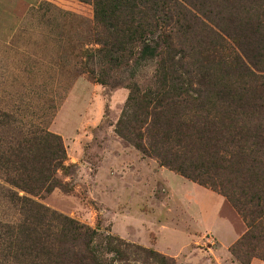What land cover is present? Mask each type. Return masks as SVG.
I'll return each mask as SVG.
<instances>
[{
  "label": "rangeland",
  "instance_id": "obj_1",
  "mask_svg": "<svg viewBox=\"0 0 264 264\" xmlns=\"http://www.w3.org/2000/svg\"><path fill=\"white\" fill-rule=\"evenodd\" d=\"M162 1L138 0L133 11L110 3L96 18L93 2L0 0L1 149L39 130L63 146L56 185L35 199L93 229L92 246L104 264H159L154 253L174 264H215L233 229L238 235L227 247L230 259L264 264V241L242 244L240 253L231 250L247 226L220 191L222 184L235 192L239 187L229 183L227 163L217 160L219 123L209 121L226 109L220 95L242 90L245 82L219 62L229 51L208 29L220 34L212 21L223 24L237 37H225L228 46L252 54L253 2L239 0V28L230 9L236 0H169V24L161 20ZM227 9L231 23L221 20L229 18ZM168 85L174 102L160 117L145 118V110L133 106L141 93ZM154 121L181 132L166 157L206 183L150 154L159 151L149 145L158 139ZM138 137L147 153L134 144ZM228 146L235 162L237 147ZM9 176L0 169V220L10 222L20 216L3 196ZM192 249L200 252L196 262L187 259ZM21 261L10 257L6 264Z\"/></svg>",
  "mask_w": 264,
  "mask_h": 264
},
{
  "label": "trees",
  "instance_id": "obj_2",
  "mask_svg": "<svg viewBox=\"0 0 264 264\" xmlns=\"http://www.w3.org/2000/svg\"><path fill=\"white\" fill-rule=\"evenodd\" d=\"M80 1L93 2L96 18L105 11L106 6L109 7L110 3H113V7H118L123 2L122 5L131 11L138 9V0ZM249 1L253 2L251 15L255 30L253 33L255 46L252 54L247 55L239 46L237 50L228 46L225 37L228 36L232 40L233 37H237L233 34L231 37L230 32L225 31L223 24L219 25V22L212 21L222 32L220 34L208 29L209 34L213 33L217 36L222 49L229 51L226 55L227 60H224L223 56L219 62L222 65L231 66L233 72L237 71L245 82L242 90L235 89L234 92L228 91L220 95L217 101L223 103L226 109H222L213 119H209L215 125L219 123L217 136L220 138L221 145L215 150L217 160L219 164L227 163L228 174L232 177L229 183L233 186L238 184L239 187V190L235 192L229 186L223 188L222 184L220 191L247 226L246 232L231 248L234 253H240L239 247L242 244L264 241V63L262 60L264 57V0ZM160 4L163 6L161 10H164L161 20L169 24L172 19L169 0H163ZM239 4L240 1L236 0L235 6L230 8L234 9L232 12L234 18L239 17L235 11ZM244 8L243 6L242 9ZM230 9L225 11L229 18L221 17L224 23L232 22ZM136 15L138 16V11ZM234 24L239 28L244 25L241 18H238ZM237 32L235 31L234 34ZM170 92L169 85L162 92L148 90L141 93L138 101L134 99L133 106L144 109L145 118L154 116L155 119L157 116L160 117L159 114L165 105L174 102L168 97ZM157 108L158 111H155ZM142 122L145 123L144 120ZM238 124L240 129L237 128ZM165 125L161 121H154V125L152 123L151 128L155 129L158 139L154 141V144L150 142L149 145L158 147L159 151L150 154L157 158L161 165L171 167L187 177L198 180L201 184L206 183L197 176L187 173L181 165H177L166 157V153L171 154L166 151V148L172 142L179 143L177 136L181 132H178L177 128ZM149 128L150 126L145 129V134H148L150 138ZM118 132L124 139H128L123 129ZM37 133L31 132L15 138L6 151L1 149L0 145V169L10 175L4 180L9 188L3 196L7 202L17 208L20 216L16 218V221L0 220V264H6L8 258L17 259L18 256L22 258L19 264L22 262L23 264H104L98 250L92 246L95 237L93 229L51 210L35 199L40 193L49 192L56 185L54 173L62 167L65 160V151L60 143L53 145L48 138L50 135L48 132L39 130ZM51 136L56 139V136ZM138 139V143L134 144L138 145L142 152L147 153L144 144L140 142L142 137ZM207 139L210 137L207 136ZM229 143L237 147L235 162L229 150ZM114 251L118 255L122 253L121 249ZM154 254L161 258L159 264H174L172 258ZM261 255L264 256V254Z\"/></svg>",
  "mask_w": 264,
  "mask_h": 264
},
{
  "label": "crops",
  "instance_id": "obj_3",
  "mask_svg": "<svg viewBox=\"0 0 264 264\" xmlns=\"http://www.w3.org/2000/svg\"><path fill=\"white\" fill-rule=\"evenodd\" d=\"M227 232H229V231L227 230ZM237 235L238 234L236 233L235 229H233V233L231 235L232 236L231 239L228 240L227 242H223V243L221 242L222 244L220 246V250H219V252H216V255H215V258H216L215 264H238L237 262H235V261H233V260L230 259V254H229V252L227 250L228 245L230 243H232L236 239ZM185 245H187V242H186ZM168 252L169 253H172L173 255L179 253V251H178V253H175L176 251L175 252L168 251ZM199 253L197 251H195L194 249H192V254L187 259L189 261H191V262H196V261L199 260L198 259L200 257L199 256L200 255ZM192 257H194V258H192ZM207 261H209V260H207ZM204 264H206V262H204Z\"/></svg>",
  "mask_w": 264,
  "mask_h": 264
}]
</instances>
